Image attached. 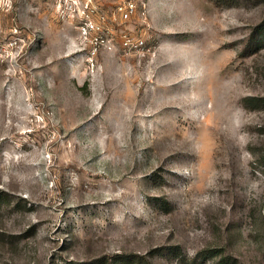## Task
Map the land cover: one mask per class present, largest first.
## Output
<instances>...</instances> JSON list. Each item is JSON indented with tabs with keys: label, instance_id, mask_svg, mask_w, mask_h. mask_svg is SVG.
<instances>
[{
	"label": "rangeland",
	"instance_id": "obj_1",
	"mask_svg": "<svg viewBox=\"0 0 264 264\" xmlns=\"http://www.w3.org/2000/svg\"><path fill=\"white\" fill-rule=\"evenodd\" d=\"M254 98L264 0H0V264H264Z\"/></svg>",
	"mask_w": 264,
	"mask_h": 264
},
{
	"label": "built area",
	"instance_id": "obj_2",
	"mask_svg": "<svg viewBox=\"0 0 264 264\" xmlns=\"http://www.w3.org/2000/svg\"><path fill=\"white\" fill-rule=\"evenodd\" d=\"M135 11V7L132 3L128 2L126 3V7H125V14L126 16L129 15V13H133Z\"/></svg>",
	"mask_w": 264,
	"mask_h": 264
},
{
	"label": "trees",
	"instance_id": "obj_3",
	"mask_svg": "<svg viewBox=\"0 0 264 264\" xmlns=\"http://www.w3.org/2000/svg\"><path fill=\"white\" fill-rule=\"evenodd\" d=\"M254 100L259 106L264 104V98L246 99L247 103Z\"/></svg>",
	"mask_w": 264,
	"mask_h": 264
}]
</instances>
